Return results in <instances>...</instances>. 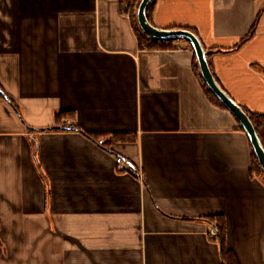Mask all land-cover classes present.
I'll return each instance as SVG.
<instances>
[{"label":"crops","instance_id":"1","mask_svg":"<svg viewBox=\"0 0 264 264\" xmlns=\"http://www.w3.org/2000/svg\"><path fill=\"white\" fill-rule=\"evenodd\" d=\"M129 2L0 0V264H225L216 225L228 263L264 264L246 133L187 42L139 47ZM149 22L264 113V0H154Z\"/></svg>","mask_w":264,"mask_h":264},{"label":"water","instance_id":"2","mask_svg":"<svg viewBox=\"0 0 264 264\" xmlns=\"http://www.w3.org/2000/svg\"><path fill=\"white\" fill-rule=\"evenodd\" d=\"M153 2L154 0H139L135 10V18L139 29L147 36L155 39L181 40L190 45L196 58V65L200 76L215 97L235 117L243 131L246 133L259 166L264 173V148L254 126L244 109L237 104L217 82L210 68L207 52L202 42L194 32L188 29H160L153 26L147 17V8Z\"/></svg>","mask_w":264,"mask_h":264},{"label":"trees","instance_id":"3","mask_svg":"<svg viewBox=\"0 0 264 264\" xmlns=\"http://www.w3.org/2000/svg\"><path fill=\"white\" fill-rule=\"evenodd\" d=\"M129 5H130V10H131V17H132V22H133V26L136 30V34L138 37V44L140 48H147V49H165V48H170L172 46V44L177 41V40H161V39H155L152 37L147 36L146 34H144L138 27V23L137 20L135 18V10L136 7L138 5V0H129ZM153 3H151L148 8H147V17L148 20L150 21V12L152 9ZM259 18V14L257 15L256 21L249 33V35H247L244 39L241 40L242 44L245 40H247V38H249L256 27L257 21ZM192 49V48H191ZM207 55H209V53H207ZM194 70L196 72V75L198 76L202 88L204 89L205 94L208 96V98L210 99V101H212L215 105L222 107L224 109H226L223 104L215 97V95L212 93V91L207 87V85L205 84L204 80L202 79V77L199 74V71L197 69V65H196V58L194 56ZM244 109V108H243ZM244 111L248 114L250 121L252 122L254 129L262 143V146L264 148V113H255V112H251L248 111L246 109H244ZM240 126V124H239ZM240 128L242 129V127L240 126ZM243 130V129H242ZM251 147V145H250ZM251 156H252V172H254L257 175H261L264 178V173L262 172L258 160L255 156V153L253 152L252 148H251ZM216 229H217V237L215 239H218V241L221 243L222 245V256L224 258V263L225 264H230L225 260V255H226V251H225V246H224V242H225V236H224V230L222 225H216Z\"/></svg>","mask_w":264,"mask_h":264},{"label":"built area","instance_id":"4","mask_svg":"<svg viewBox=\"0 0 264 264\" xmlns=\"http://www.w3.org/2000/svg\"><path fill=\"white\" fill-rule=\"evenodd\" d=\"M123 9L126 11L129 9V4L127 3H124L123 4ZM115 162L116 164L119 166L120 169H123V170H130V167H128L127 163L120 157V156H117L115 158ZM208 234L211 236V237H214L216 238L217 237V229L216 227H212L209 231H208Z\"/></svg>","mask_w":264,"mask_h":264},{"label":"rangeland","instance_id":"5","mask_svg":"<svg viewBox=\"0 0 264 264\" xmlns=\"http://www.w3.org/2000/svg\"><path fill=\"white\" fill-rule=\"evenodd\" d=\"M128 10H130V6H129V9ZM131 11V10H130Z\"/></svg>","mask_w":264,"mask_h":264}]
</instances>
